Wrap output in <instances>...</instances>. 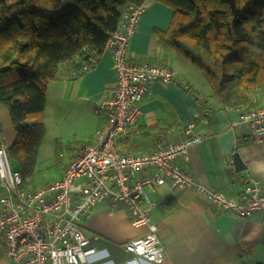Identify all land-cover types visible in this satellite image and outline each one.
I'll return each instance as SVG.
<instances>
[{
  "label": "crops",
  "instance_id": "obj_1",
  "mask_svg": "<svg viewBox=\"0 0 264 264\" xmlns=\"http://www.w3.org/2000/svg\"><path fill=\"white\" fill-rule=\"evenodd\" d=\"M171 17L170 7L157 0H146L129 40L126 59L130 63L166 65L182 83H150L138 102L141 113L134 125L135 132L131 139L118 138V150L127 155L150 153L158 144L177 140L183 128L194 123L202 140L189 147L186 163L179 162L187 166L197 183L236 200L243 199V187L253 180L260 182L264 192V138L246 141L250 128L241 118V111L218 103L212 97L210 83V89L201 84L205 83L201 78L203 72L156 36L157 30H166ZM82 65L81 58L60 64L57 79L46 84L43 118L46 126L50 125L46 129L48 137L57 139L73 133L81 140L75 142L56 177L45 183L62 176L68 162L94 141L96 129L104 123L105 117L97 112V105L115 85L111 50L106 47L88 69L83 70ZM260 90L251 91L250 105L258 104ZM55 115L58 125L48 124L49 117L53 120ZM0 127L8 154L16 134L3 106H0ZM235 152L245 166L239 171L233 163ZM9 160L11 167L14 164L20 171L18 162L10 157ZM26 181L39 186L31 177ZM144 190L155 203L149 222L157 225L156 235L164 250L160 264H264L262 211L246 218L237 217L214 209L191 189H171L167 183L149 185ZM80 226L89 245L98 250L84 264H154L135 259L125 248L126 242L147 233L146 225L131 224L127 206L98 203L81 217ZM0 264H18L5 255L2 244Z\"/></svg>",
  "mask_w": 264,
  "mask_h": 264
},
{
  "label": "built area",
  "instance_id": "obj_2",
  "mask_svg": "<svg viewBox=\"0 0 264 264\" xmlns=\"http://www.w3.org/2000/svg\"><path fill=\"white\" fill-rule=\"evenodd\" d=\"M143 5L128 6L120 27L106 43L111 50L115 85L97 105L104 123L95 131L94 141L86 144L67 164L60 178L39 186L23 179L13 169L0 127V244L5 255L18 264H84L98 253L80 226L81 217L98 203L125 205L134 226H147V233L125 243L135 259L160 264L164 250L150 223L155 203L144 188L168 184L171 189H191L210 206L246 218L264 213V192L257 180L243 187V199L197 183L186 165L190 146L202 135L190 123L177 140L158 144L150 153L127 155L117 148L118 138L131 139L140 115L138 102L151 82L182 83L177 74L163 64L130 63L128 43L143 10ZM88 65L82 67L88 69ZM187 87V86H186ZM250 128L246 141L264 138V105L245 103L237 108ZM146 172L140 177L138 173Z\"/></svg>",
  "mask_w": 264,
  "mask_h": 264
},
{
  "label": "trees",
  "instance_id": "obj_3",
  "mask_svg": "<svg viewBox=\"0 0 264 264\" xmlns=\"http://www.w3.org/2000/svg\"><path fill=\"white\" fill-rule=\"evenodd\" d=\"M146 0H0V106L16 134L8 151L33 175L45 132L46 84L75 58L90 65L120 27L122 13ZM172 9L156 36L201 70L212 97L230 108L264 88V0H157ZM255 49V50H254Z\"/></svg>",
  "mask_w": 264,
  "mask_h": 264
},
{
  "label": "rangeland",
  "instance_id": "obj_4",
  "mask_svg": "<svg viewBox=\"0 0 264 264\" xmlns=\"http://www.w3.org/2000/svg\"><path fill=\"white\" fill-rule=\"evenodd\" d=\"M255 50V49H254ZM199 74H201L199 72ZM201 78L209 89V83L207 79L205 78L204 74H201ZM198 79V75H197ZM260 99H257L258 104L256 103L255 106L257 105H264V88H260ZM255 91V90H254ZM253 92V90H252ZM53 111V107L50 108L48 114L51 115V112ZM47 114V115H48ZM54 120V122H53ZM53 120L51 117H49V120H47V123H55L56 126L58 125V117L55 115ZM43 123L45 125V134L42 137V140L39 144L38 147V152H37V157L36 161L34 164V172L33 175L31 176L32 181H34V184L40 185L42 183H45L46 181L56 177V171L60 167V165L65 162L71 151L75 148V142L79 143L81 140V137L74 136V134L69 133L70 136H61V138L57 137L55 139L53 136L48 137V134L46 133V129H50V125L46 126V121L45 117L43 118ZM49 138V139H48ZM13 168L17 169L18 167ZM30 182V181H29ZM31 183V182H30Z\"/></svg>",
  "mask_w": 264,
  "mask_h": 264
},
{
  "label": "water",
  "instance_id": "obj_5",
  "mask_svg": "<svg viewBox=\"0 0 264 264\" xmlns=\"http://www.w3.org/2000/svg\"><path fill=\"white\" fill-rule=\"evenodd\" d=\"M233 163H234L235 169L237 171L242 170L243 168H245V166H244V164H243V162H242V160H241V158H240V156H239V154L237 152H235L233 154Z\"/></svg>",
  "mask_w": 264,
  "mask_h": 264
}]
</instances>
